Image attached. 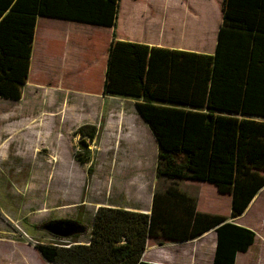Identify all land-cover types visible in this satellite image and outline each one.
I'll return each mask as SVG.
<instances>
[{
	"label": "trees",
	"instance_id": "obj_1",
	"mask_svg": "<svg viewBox=\"0 0 264 264\" xmlns=\"http://www.w3.org/2000/svg\"><path fill=\"white\" fill-rule=\"evenodd\" d=\"M121 1L0 0V98L21 99L38 17L115 28ZM220 13L213 55L113 33L101 94L136 101L157 144L156 177L165 184L152 193L149 213L100 206L89 228L70 220L41 225L59 239L35 244L45 261L149 264L141 260L149 239L184 243L210 230L212 264H235L252 246L255 233L231 220L264 188V0H222ZM77 132L93 140L97 128L85 124ZM184 180L229 195V216L199 212L197 197L179 186Z\"/></svg>",
	"mask_w": 264,
	"mask_h": 264
},
{
	"label": "rangeland",
	"instance_id": "obj_2",
	"mask_svg": "<svg viewBox=\"0 0 264 264\" xmlns=\"http://www.w3.org/2000/svg\"><path fill=\"white\" fill-rule=\"evenodd\" d=\"M212 5L216 30L221 24V1ZM42 19L40 24L53 27L48 41H62L64 21ZM75 23L73 27L79 25ZM78 89L28 87L19 101L0 98V264H38L35 244L59 242L49 229L40 228L49 221H77L89 228L96 208L148 209L154 190L165 184L156 177V141L137 119L134 105L84 99ZM85 124L96 126L93 140L77 132ZM186 182L179 186L198 196L208 211L230 214L229 198L212 184ZM258 211L252 210L245 220L257 228L264 205ZM260 225L264 229V221ZM88 236L81 235L79 241L87 243ZM172 246L162 248V253L172 264H184L181 256L193 247L176 251L180 247ZM187 263L208 264L206 259L194 262L192 256ZM236 264H264V240L259 238Z\"/></svg>",
	"mask_w": 264,
	"mask_h": 264
},
{
	"label": "crops",
	"instance_id": "obj_3",
	"mask_svg": "<svg viewBox=\"0 0 264 264\" xmlns=\"http://www.w3.org/2000/svg\"><path fill=\"white\" fill-rule=\"evenodd\" d=\"M220 1L222 3V0H122L115 28L86 23H79V25L73 27V21L63 20V40L55 43H51L47 39L49 36L48 31H52L53 27L40 24V20L45 17H38L32 43L28 79L23 88L22 96L28 87L34 89V87L51 86L60 91L63 87L74 86L79 87L77 94L84 97V99L100 98L103 102L106 100L114 103L121 101L128 104L132 103L135 107V100L104 97L101 94L108 47L113 38V33L115 32L118 40L157 48L213 55L219 27L213 30L214 9L212 4L215 2V5H218ZM218 15L220 17L219 10ZM81 30L85 33L78 32ZM208 38L210 39L209 43L206 41ZM199 45L201 46L199 47ZM50 48L54 49L50 51ZM136 114L137 119L139 118L143 125H146L137 111ZM184 181H187L186 183L190 185H197L196 181ZM181 188L187 191L185 187L181 186ZM224 196L231 201L229 195ZM196 197L199 212L219 214L217 211H208L206 204L198 196ZM262 205H264V188L258 191L240 217L231 220L234 224L250 229L255 233L252 246L259 238L264 240V229L260 225V222L264 221V215L258 214V228L253 223L250 224L245 220L252 210L259 212L258 210ZM150 207L151 205L148 209L129 206L121 208L149 213ZM150 241L151 239L147 241L141 257V260L145 263L172 264L173 262L167 260L162 253L164 250L162 248L173 245L172 247H180L175 248L176 251L178 249L185 251L184 246L193 247L189 253L186 252L185 255L181 256V261L184 264H189L187 263L189 256L193 257L194 262L199 261L201 263L202 259H206L208 264H212L216 233L214 230H210L201 237L184 243L164 241L161 247L153 246ZM240 255L243 254H237L235 264ZM37 259L38 264H51L45 261L41 255Z\"/></svg>",
	"mask_w": 264,
	"mask_h": 264
},
{
	"label": "water",
	"instance_id": "obj_4",
	"mask_svg": "<svg viewBox=\"0 0 264 264\" xmlns=\"http://www.w3.org/2000/svg\"><path fill=\"white\" fill-rule=\"evenodd\" d=\"M51 230V229H50ZM50 232H54L53 230H51ZM62 236H64V235H62Z\"/></svg>",
	"mask_w": 264,
	"mask_h": 264
}]
</instances>
